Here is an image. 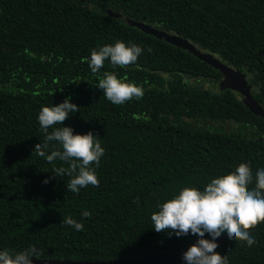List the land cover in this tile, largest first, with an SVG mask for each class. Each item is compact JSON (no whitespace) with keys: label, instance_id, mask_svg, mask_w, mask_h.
<instances>
[{"label":"trees","instance_id":"16d2710c","mask_svg":"<svg viewBox=\"0 0 264 264\" xmlns=\"http://www.w3.org/2000/svg\"><path fill=\"white\" fill-rule=\"evenodd\" d=\"M128 20L179 35L241 71L264 110V0H0V250L34 246L39 259L118 261L185 248L197 237L152 230L157 205L241 166L253 175L264 168V118L220 89L215 67ZM116 41L144 51L134 65L105 61L93 74L86 58ZM104 72L141 86L143 96L111 104L96 87ZM65 98L79 111L63 125L92 131L105 149L98 186L78 194L67 191L71 177L52 173L67 163L32 153L44 142L39 111ZM66 216L83 231L63 225ZM249 231L251 247L227 240L215 255L264 264V222Z\"/></svg>","mask_w":264,"mask_h":264},{"label":"clouds","instance_id":"9594fccd","mask_svg":"<svg viewBox=\"0 0 264 264\" xmlns=\"http://www.w3.org/2000/svg\"><path fill=\"white\" fill-rule=\"evenodd\" d=\"M143 51L137 44L116 41L93 49L86 60L90 71L96 74L105 61L113 68L134 65ZM96 87L113 105H123L143 96L141 86L119 79L115 72H104ZM77 111L78 106L70 98L51 107H42L37 120L44 133V142L36 144L32 153L48 163L56 160L67 163L68 168L54 166L52 173L55 177H71L67 191L78 194L89 185L98 186L95 169L99 167L105 149L101 146V138L92 131L74 133L72 127L63 125ZM53 142V150L49 152ZM48 182V178L43 181ZM88 215V211L81 212V218ZM150 220L152 230L157 233L177 238L189 234L197 237L195 243L182 253V264H225L215 255L219 250L217 242L226 237L229 242L242 241L251 247L255 239L249 229L264 222V168L257 169L253 175L249 167L241 166L233 175L211 178L202 190L183 187L172 198L159 203ZM62 224L77 232L84 229V224L72 216H66ZM40 255L34 246L20 251L0 250V264H33V258L38 259Z\"/></svg>","mask_w":264,"mask_h":264},{"label":"water","instance_id":"95a60500","mask_svg":"<svg viewBox=\"0 0 264 264\" xmlns=\"http://www.w3.org/2000/svg\"><path fill=\"white\" fill-rule=\"evenodd\" d=\"M103 12L113 17L119 16L118 14L113 13L110 9H105L103 10ZM128 22L133 24H138L143 30L149 32L150 34L188 50L199 59L215 67L222 74V79L219 83L220 89L231 88L236 90L237 92L240 93L242 99L244 100L248 108L254 110L256 114L264 118V110L253 99L250 93V84L247 81L245 74H243L241 71L234 70L232 67L223 63L221 60L216 58L211 53L199 49L197 46H195V44L191 43L190 41L184 39L179 35L170 34L164 30L155 28L145 23H140L135 21L132 22L130 20H128ZM229 84H231L232 86L228 87ZM209 243L211 242L209 241ZM188 247L168 250L159 253H153L139 258L118 260V261L115 260L81 261V260H64V259H56V258L54 259L44 258L40 260L39 258L38 259L33 258V264H180L182 263L181 260L182 253L186 251Z\"/></svg>","mask_w":264,"mask_h":264},{"label":"rangeland","instance_id":"374dc122","mask_svg":"<svg viewBox=\"0 0 264 264\" xmlns=\"http://www.w3.org/2000/svg\"><path fill=\"white\" fill-rule=\"evenodd\" d=\"M133 22V21H132ZM132 26H138L140 29H141V27L138 25V24H133V23H130ZM171 34V33H170ZM176 35V34H175ZM200 49V48H199ZM202 50V49H201ZM221 81V80H220ZM238 82V81H237ZM220 83V82H219ZM204 87L206 86V84H204L203 85ZM213 86H215V85H213ZM218 86V85H217ZM232 85L231 84H229V86L228 87H231ZM235 86V85H234ZM218 88V87H217ZM231 89V88H230ZM233 91H236V90H234V89H232ZM225 241H227V238L226 237H222L221 238V240L217 243V246L219 245V244H222V243H224ZM40 260H42V259H40Z\"/></svg>","mask_w":264,"mask_h":264},{"label":"flooded vegetation","instance_id":"af4514ba","mask_svg":"<svg viewBox=\"0 0 264 264\" xmlns=\"http://www.w3.org/2000/svg\"><path fill=\"white\" fill-rule=\"evenodd\" d=\"M245 76H246V75H245ZM246 79H247V81L249 82V78H248L247 76H246ZM249 84H250V83H249ZM210 86H211L213 89H216V90L218 89V88H217V87H218L217 84H216L215 86H213V85L211 84ZM251 86H252V85L250 84V88H251L250 93L252 92V87H251ZM209 88H210V87H209ZM235 92L237 93V95L240 94V93L237 92V91H235ZM236 93H235V94H236ZM255 101H256V100H255ZM256 102H257V101H256ZM257 103H258V102H257ZM258 105L263 109V105H261L260 103H258Z\"/></svg>","mask_w":264,"mask_h":264}]
</instances>
